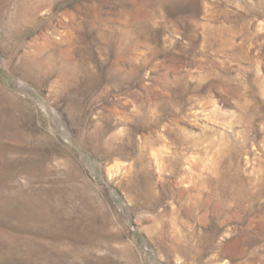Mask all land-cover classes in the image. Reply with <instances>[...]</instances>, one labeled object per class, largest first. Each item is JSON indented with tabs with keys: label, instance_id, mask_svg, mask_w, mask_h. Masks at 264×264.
Listing matches in <instances>:
<instances>
[{
	"label": "rangeland",
	"instance_id": "1",
	"mask_svg": "<svg viewBox=\"0 0 264 264\" xmlns=\"http://www.w3.org/2000/svg\"><path fill=\"white\" fill-rule=\"evenodd\" d=\"M0 264H264V0H0Z\"/></svg>",
	"mask_w": 264,
	"mask_h": 264
}]
</instances>
